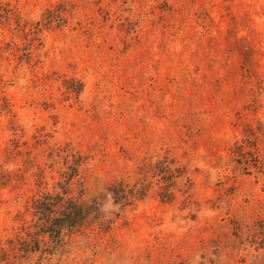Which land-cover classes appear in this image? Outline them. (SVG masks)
Returning a JSON list of instances; mask_svg holds the SVG:
<instances>
[{
    "label": "rangeland",
    "instance_id": "rangeland-1",
    "mask_svg": "<svg viewBox=\"0 0 264 264\" xmlns=\"http://www.w3.org/2000/svg\"><path fill=\"white\" fill-rule=\"evenodd\" d=\"M0 264H264V0H0Z\"/></svg>",
    "mask_w": 264,
    "mask_h": 264
},
{
    "label": "trees",
    "instance_id": "trees-1",
    "mask_svg": "<svg viewBox=\"0 0 264 264\" xmlns=\"http://www.w3.org/2000/svg\"><path fill=\"white\" fill-rule=\"evenodd\" d=\"M69 204V210L62 208L56 209L54 212H48L46 210L45 212L37 211L35 214L38 215L37 220L38 223L40 222L39 224H41V228L50 230L51 234L52 232H55L54 234H57V237L59 238L65 231H75L76 228L82 227V218L88 217H85L86 212L81 210L80 205H76V207L75 204H72L71 202Z\"/></svg>",
    "mask_w": 264,
    "mask_h": 264
}]
</instances>
